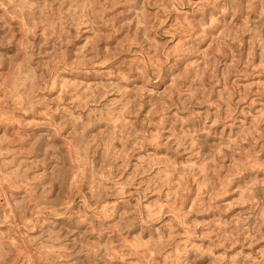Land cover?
Wrapping results in <instances>:
<instances>
[{"label":"rangeland","instance_id":"rangeland-1","mask_svg":"<svg viewBox=\"0 0 264 264\" xmlns=\"http://www.w3.org/2000/svg\"><path fill=\"white\" fill-rule=\"evenodd\" d=\"M38 3L39 10H43L42 0H18L16 8L6 18L17 34L10 51H19L24 60L29 59L28 51L34 43L23 39L27 31L25 17L38 11ZM75 3L76 7L69 3L65 9V12L71 11L74 27L66 31L68 38L61 42L64 51L54 52L55 41L59 37L46 38L48 34L43 28L35 43L49 53L47 58L53 65L67 59L74 64L78 56L91 59L94 54L103 53V62L95 65L104 71L102 79L97 78L96 73L85 72V79L77 81L71 78V73H64L55 96L58 102H63L66 87L82 84V94L76 97V101L85 104L81 112L93 116L98 111L91 103L95 92L114 89L106 102L104 116H98L95 123H84L81 129V135L87 136L88 143L111 129L101 151L85 148L86 159L83 162L101 167L109 152L115 158L123 155V167L116 169L119 172L116 179L127 181L133 187L128 189L121 184L119 189L131 191L132 195L140 192L131 205L138 210L142 222L147 221L153 228L143 233L137 228L131 236H122L115 226L114 234H89L87 224L81 221L78 232L89 238L83 241L84 251L76 249L73 264H264V240L255 242L257 234L264 233V227L260 226L264 225V48L259 43L253 46L251 37L240 38L237 43L235 30L222 22L218 24L210 9L194 8L196 0L183 11L169 0H148L147 5L144 0H75ZM138 14H150L152 19L145 15L144 23L152 29L151 35L140 26ZM205 16L208 27L202 30L197 40H186L197 23H204ZM234 23L239 28L243 18L237 15ZM5 31L7 28L0 29V37L4 36ZM145 36H148L146 40ZM193 46L196 47V55L192 53ZM161 51L164 59L177 69L175 76L169 78L165 91L176 88L177 80L183 83L189 77V85L199 82L203 89L207 87L204 84L206 76L219 71L211 103H198L197 111L206 112L220 99L222 92L228 97L224 101L225 113L228 105H233L234 114L239 118L236 123L230 122L224 127L215 125L213 121L215 128L224 133L229 141L223 148L216 149V156L225 158L218 160L213 157L210 163L201 158L197 165V161L189 159L187 155L174 160L153 151L151 144L145 145L143 138L149 135L147 129H152L154 134V121L158 119L155 111L158 104L162 106L164 101L147 99L143 87L130 91L125 74L117 70L113 75L112 66L116 65L118 69L125 63L132 65L138 62L142 68L150 63L154 55L159 63ZM47 67L45 64V69ZM141 68L136 69L135 76H141ZM189 90L186 85L185 91ZM153 95L152 90L147 91V97ZM128 112L134 113V121H128ZM72 115L76 116L77 121L83 119L76 113ZM121 116H124L126 124H131V128L118 123ZM104 117L112 118L110 125ZM40 118L47 119L43 111L36 120L29 118L23 125L19 120L0 123V140L6 141L0 144V151H11L9 144L13 142V137L24 145L20 149L21 157L9 167H19L23 173L20 179L23 181L26 177L27 180L18 182L9 190L23 195L30 189V194H37L43 200L61 194L59 186L45 191L50 183L44 160L45 149L49 147L48 136L53 135L57 143L63 144L70 168L79 170L82 160L79 154H74L73 142L62 139L64 125L58 120L55 127H48L39 122ZM100 124L104 127L98 129L96 125ZM171 127L172 121H168L167 128ZM210 151V148H204V157ZM89 152L91 156L87 155ZM4 163L0 160V169H3ZM177 165L188 172L187 176L182 171L175 177L177 186L181 180L186 181V191L179 205L176 203L175 189L170 193L167 183L171 177L169 169L175 170ZM8 176L6 171L0 173V181ZM76 179V173L72 172L63 189L65 194L71 192ZM96 179L88 177L87 190L90 193ZM98 179L104 182L99 187L106 188L112 181V170L109 169L107 177L100 172ZM170 199L172 204L168 205ZM65 200L69 209H76L79 219L83 201L77 205L67 195ZM109 204L117 206L116 200L111 197L99 205L98 214L106 220L110 218ZM120 207L123 210V202ZM242 209L245 210L243 213ZM45 211L54 224L67 222L63 216L56 215L55 209L46 205L35 208L38 218ZM0 216L5 221L9 219L3 213ZM25 223L32 221L28 219ZM161 225H164L167 236L158 231ZM32 231L35 233L37 229L33 228ZM57 231V228H53L49 233L50 238H54ZM165 240L172 245L167 251L163 250Z\"/></svg>","mask_w":264,"mask_h":264},{"label":"clouds","instance_id":"clouds-1","mask_svg":"<svg viewBox=\"0 0 264 264\" xmlns=\"http://www.w3.org/2000/svg\"><path fill=\"white\" fill-rule=\"evenodd\" d=\"M69 3L72 7H76L75 0H42V9L40 3L37 4V12L31 16H26L27 31L23 39L27 42L32 40L34 43L29 48V59L24 60L19 51L11 52L10 47L16 40V32L13 31L11 22L6 18L13 12L18 4V0H0V29L7 28L3 37H0V123L7 120H19L23 125L29 118L36 120L41 111L46 114L47 119L40 118L39 122L48 127H55L59 120L65 127V133L62 139L71 140L73 147L76 150L74 154L81 156L82 165L79 170L70 168L67 155L63 151V144L57 143L53 135L48 136L49 147L45 149V172L47 180L50 182L46 192L50 189L54 190L57 186L61 188V194L56 197H46L41 200L37 194H30V189L25 191L23 195H19L14 191H10L17 183L26 182L27 178L22 181L20 178L23 175L19 167H9L14 165V162L21 157L20 149L24 147L15 137L13 142L9 144L11 151H0V160H3L4 167L0 169V173L8 172L9 176L6 180L0 181V213L7 215L9 219L3 220L0 216V264H73V256L76 255V249L84 251L83 241L88 239V235H82L78 232L81 221L87 224V232L90 234L109 233L114 234V226L118 228L122 236H131L132 232L139 228L141 233L151 231L153 226L147 221L142 222V218L136 208H133L131 201L140 195L136 192L132 195L131 191L124 192L119 189L121 184L125 188L131 189L133 186L127 181L117 180L119 172L118 168H122L121 159L115 158L109 152L103 161L101 167H96L95 164H86L83 161L86 159L85 148H90L93 151H101V146L108 139L109 128L104 134L98 135L95 141L88 143L87 136L81 135V129L84 123L93 122L98 116H104V109L111 91L97 90L95 97L92 100V105L98 111L93 116H86L80 109L85 107L83 101H76V97L82 94L83 85L77 84L73 87H66L63 93V102H58L55 92L59 91L60 81L63 78L62 74L71 73V78L77 81L85 79L84 73H96L97 78H103L105 73L102 69L95 67L98 63L103 62V53L93 56L91 59H82L76 57L73 64L71 59L52 64L47 57L49 53L43 49L40 44H36L35 40L40 36V29L43 28L49 37H59L56 40L57 51H64L62 41L68 37L66 31L74 27L71 11L65 12ZM145 5L148 0H144ZM176 8L183 11L189 5L193 4V0H169ZM196 9L207 8L214 14L217 23H224L230 26L236 32L237 43L240 38L251 37L253 46L259 43L261 48H264V0H196L193 5ZM151 20L150 14H138L141 27L151 35L152 29L145 25L144 16ZM240 15L243 18V24L237 28L234 23L236 16ZM207 16L204 17V23H197L186 38L197 40L204 28H207ZM148 36H145L146 40ZM147 47V45H146ZM193 55L197 54L196 47H192ZM159 63L156 61V56H152L150 63L141 65L127 63L121 65L118 69L116 65L112 66V74L115 75L117 70L123 72L127 78L130 91H135L138 87L145 89V96L152 101H164L163 105L156 108L155 116L158 117L154 121L155 132L152 129H147L149 135H146L143 140L145 145L151 144L153 151H158L166 154L174 160L187 155L189 159H195L197 165L201 158H205L211 162V159H223L225 157L216 156V149L223 148L229 143L224 133H220L214 126L222 125L227 127L228 124L236 123L239 119L235 116L233 105H228L227 113L224 110V101L228 99L225 93H221L219 100H216L206 112L197 111L198 103L200 105L211 103L212 93L219 79V71L215 74L209 73L204 84L207 87L201 89L199 82L189 85V80L181 83L176 81V88L168 89L167 84L169 78L175 76L177 69L164 59L163 51L159 53ZM191 57H186L190 59ZM139 60V58H137ZM144 59H147L145 57ZM45 64L48 65L45 69ZM69 65H72L69 67ZM79 65V67H76ZM137 68H141V76L134 75ZM55 80V85H53ZM139 81V83H137ZM189 87V91H185V86ZM179 89V91H177ZM152 90L154 95L147 97V91ZM70 100L75 102H70ZM91 110V109H89ZM76 113L82 116L80 121L76 120ZM128 121H134L133 112L126 113ZM111 124V117H104ZM168 121H172L171 129L167 128ZM137 124L138 121H135ZM122 126L131 128V124H126L124 116L118 120ZM199 124L200 126H197ZM102 128L104 125H96ZM169 132L171 134H169ZM119 139V135L116 137ZM6 141L0 140V144ZM131 144V141H128ZM210 148L211 151L207 157H204L203 149ZM148 149L146 148V151ZM123 151H126L123 150ZM91 156V152L87 154ZM109 169L112 170V181L106 188L99 187L103 185V181L99 180L100 172H103L107 177ZM185 176L188 175L187 170L180 169L179 165L175 170L169 169L171 173L168 183V191L171 193L175 189L174 195L177 197L176 203L179 205L180 199L183 198L185 189V180H181L179 186L175 183V177L181 172ZM76 173L77 179L73 182L70 193L65 194L63 189L67 186L68 177ZM97 178L91 193L87 190L88 177ZM157 191L159 188L156 189ZM67 195L73 202L81 206V217L77 219L76 209H69L68 203L65 200ZM114 198L117 206L109 204L110 218L105 219L99 215V205L104 203L108 198ZM123 202V210L120 205ZM168 205L172 204V200L167 201ZM47 206V208L55 209L57 216H63L67 221L65 224L56 225L52 221V217L47 211L43 212L39 218L35 212L38 206ZM257 207H259L257 205ZM167 209H165V212ZM245 210H241L243 213ZM182 214L181 219L183 216ZM31 219L32 223H25ZM73 225H76L74 228ZM264 227V225H260ZM37 229L33 232L32 229ZM53 228L58 231L54 238H50L49 233ZM161 235L167 236L164 230V225L158 230ZM242 239V237H241ZM264 240V233L257 234L255 242ZM247 242H245L246 244ZM164 251H167L172 245L167 240L164 241ZM243 247V246H242Z\"/></svg>","mask_w":264,"mask_h":264}]
</instances>
